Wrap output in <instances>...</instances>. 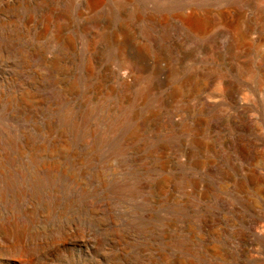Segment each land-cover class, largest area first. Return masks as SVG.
<instances>
[{
	"label": "rangeland",
	"instance_id": "rangeland-1",
	"mask_svg": "<svg viewBox=\"0 0 264 264\" xmlns=\"http://www.w3.org/2000/svg\"><path fill=\"white\" fill-rule=\"evenodd\" d=\"M37 2L0 0V124L18 133L17 138L11 137L12 142L18 139L12 151L17 160L12 165L0 162V186L2 173L9 169L27 170L32 175L35 165L55 163L66 172L69 183L100 205L95 207L99 215L83 211L56 219L57 224L40 219L32 225V231L51 230L58 236L77 233L73 246L47 264L264 261V216L260 211L264 206L259 203L253 206L256 211L247 210L229 191L244 177L238 164L249 173L248 163L237 161L234 168L226 156L233 152L227 136L214 139L217 133L227 132L224 125L236 109H243L247 117L258 107L255 113L259 114V86H233L237 93L227 109L216 83L192 75L186 65L195 62L208 69L204 48L197 52L192 45L183 47L172 39L180 58L175 60L145 40L141 24L118 13L97 17L96 30L109 34L126 24L131 30L127 54L138 58L142 70L124 68L106 47L93 57L90 75L91 57L85 44L92 39L88 24L93 16L82 4L65 13L52 1V12L38 8ZM140 9L143 14L149 12L145 3ZM62 12L66 15L59 17ZM58 27L62 39L71 43V52L52 41ZM220 58L219 66L228 68V56L223 58L222 52ZM155 72L160 79L150 90L146 77ZM186 77L198 86H182ZM23 96H32L44 106L36 112L24 109L17 103ZM68 113L85 125L86 129H80L85 136L66 129L58 120ZM211 113L220 128L212 125ZM36 124L41 129L39 137L31 135ZM192 124L196 130L191 132ZM192 138L199 142L196 149ZM3 156L0 149V160ZM222 170H228L230 177L224 178ZM122 186L130 189L120 196L116 190ZM239 194L247 198L249 188ZM232 204L234 211L230 210ZM17 206L25 209L30 203ZM236 207L244 208L252 222L237 217ZM58 224L61 228H56ZM240 230L243 237L238 240L235 233ZM13 239L7 236L0 243L9 245ZM6 257L18 259L0 250V264H11Z\"/></svg>",
	"mask_w": 264,
	"mask_h": 264
},
{
	"label": "bare ground",
	"instance_id": "bare-ground-1",
	"mask_svg": "<svg viewBox=\"0 0 264 264\" xmlns=\"http://www.w3.org/2000/svg\"><path fill=\"white\" fill-rule=\"evenodd\" d=\"M50 1L65 13L82 4L93 16L88 24V27L92 28V39L85 44V49L91 57L87 68L90 75L93 74V57H98L100 50L106 47L114 51L115 58L124 68H140L138 58L132 59L127 54L131 30L126 24H122L119 29L109 34L96 30L99 26L98 18L106 14L112 17L118 13L121 18L136 22V25L141 24L142 36L145 40L157 51H167L175 60L180 58L176 47L170 43L172 39H177L183 47L187 44L192 45L197 52L204 48L209 61L208 69L197 67L195 62H186V65L192 75H201L210 83H216L221 101L227 109L231 107L233 97L237 93L233 86L249 84L259 86L257 91L261 103L259 110L261 115L255 113L258 107L247 117L243 109H236L231 112L230 119L224 125L227 132L217 133L214 139L220 140L223 135L227 136L228 146L233 152L227 153L226 156L234 168L237 161L247 162L249 166V173H245L242 171V165L237 163L240 166L238 171L244 173V177L237 179L231 186L230 193L237 196L239 203L247 210L256 211L253 206H259V203L264 206V0H38L37 6L40 9L45 8L44 11L48 10ZM141 3H145L149 9L147 14L141 11ZM127 8L128 11L125 13ZM65 13L58 15L64 17ZM60 34L61 29L58 27L52 41L60 44L65 52H71V43L67 39H62ZM251 34L255 37H251ZM222 52L223 58L227 56L229 58V67L225 69L219 66ZM138 54H141V51ZM159 74L155 72L151 74L152 76L146 77L147 81L149 79L146 86H150V90L153 86H157L155 82L160 79ZM177 74L175 71L176 78H178ZM181 82L182 86H198V83L195 85L190 77L184 78ZM17 103L24 109L33 108L35 112L40 106H44L42 101L32 96L29 98L23 96ZM210 119L213 121L212 125L220 128L214 122L216 117L213 113ZM58 120L66 129H71L75 133L82 132L80 131L82 128L86 129L85 125L78 122L79 117L73 114H65L58 117ZM33 128L32 136L41 134L37 124ZM47 129L50 130L51 126L48 125ZM192 130H196L195 124L188 129L191 132ZM16 132L0 124V149L4 152V160L0 162L7 161L12 165L17 160L12 151L18 139L14 138L12 142L11 138L17 136ZM85 134L87 133L83 131L82 135ZM19 136L18 138H21ZM191 143L195 149L199 145L195 138L191 139ZM31 160L36 163L34 158ZM194 167H199V164H194ZM32 171L31 175L27 170L9 169L1 176L0 239L9 236L14 238V242L9 245L0 243V250L18 257L16 260L13 257H6L11 264H47L52 258L57 257L61 250L73 246L74 238L77 236L74 231L59 236L53 235L51 230L32 231V225L40 219L56 223V219L67 217L68 214H81L83 211L99 215L95 207L100 205H96V202L92 201L75 183H69L66 172L60 170L57 164L42 165V167L35 165ZM189 173L194 174L191 171ZM221 174L224 178L230 177L228 170H222ZM56 175H60L59 178H56ZM123 188L122 186L116 190L120 196L124 194L123 190L130 189L126 186ZM245 188H249L250 194L247 198L239 194ZM23 202L30 203V206L25 209L17 206ZM244 208L236 207L235 213L237 217L251 223L253 219H249ZM230 210L234 211L233 204ZM105 211L103 209V213ZM260 211L264 216V207H260ZM4 213H6L5 217H3ZM2 218L4 220L1 222ZM56 228L61 226L58 224ZM61 231L62 229L58 232ZM235 236L241 240L243 231L236 232ZM254 263L264 264V261L256 260Z\"/></svg>",
	"mask_w": 264,
	"mask_h": 264
}]
</instances>
